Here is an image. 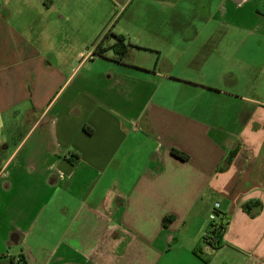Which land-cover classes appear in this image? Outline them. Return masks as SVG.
Masks as SVG:
<instances>
[{
  "label": "crops",
  "instance_id": "0c3cea01",
  "mask_svg": "<svg viewBox=\"0 0 264 264\" xmlns=\"http://www.w3.org/2000/svg\"><path fill=\"white\" fill-rule=\"evenodd\" d=\"M131 1L0 0V264H211L217 246L264 264V76L205 88L171 72L180 61L156 70L161 53L152 68L140 49L93 55L104 33L94 47L46 44L59 20ZM188 92L212 93L210 106L185 108Z\"/></svg>",
  "mask_w": 264,
  "mask_h": 264
},
{
  "label": "rangeland",
  "instance_id": "374dc122",
  "mask_svg": "<svg viewBox=\"0 0 264 264\" xmlns=\"http://www.w3.org/2000/svg\"><path fill=\"white\" fill-rule=\"evenodd\" d=\"M171 2L166 5L152 0H132L128 7L122 9L107 3L103 13L91 14L86 19L59 20L58 27L51 25L55 28L53 31L44 29L43 36L46 44L53 47H94L95 41L111 30V34L124 36L129 49L126 60L131 61L132 54L140 49L137 56L143 55L149 61L152 59V63L147 62L152 68L161 53L156 70L169 72V69L163 68L164 58L174 64L180 61V68L177 66L171 72L181 73L205 88L220 86L232 90L231 84L245 85L247 79L248 83L264 76L259 69L260 62L264 61V0H248L239 5L231 0ZM39 20V16H35L33 22L38 23ZM41 27L38 26L37 30ZM105 43L110 46L115 40L109 35ZM145 48L154 52L141 50ZM138 60L135 62L138 63ZM233 62L236 63L234 73L225 67ZM239 62L243 66L241 69L237 67ZM245 63H250L253 68H247ZM230 75H233L231 81L228 79ZM154 87L156 97L164 91L170 94L165 100L169 106L175 107L180 102L174 88H163L159 81L154 83ZM191 95L189 92L185 95V108L194 104L199 108L210 106L212 93L206 92L203 98ZM203 258H210L211 264L244 262L236 255L232 258L220 246L216 247L215 255L203 254ZM181 261L185 262V259Z\"/></svg>",
  "mask_w": 264,
  "mask_h": 264
},
{
  "label": "trees",
  "instance_id": "16d2710c",
  "mask_svg": "<svg viewBox=\"0 0 264 264\" xmlns=\"http://www.w3.org/2000/svg\"><path fill=\"white\" fill-rule=\"evenodd\" d=\"M109 35H111L115 40V43H113L110 46L106 45V43H105L106 40L108 39ZM97 41L98 40H96L95 43ZM126 46H127L126 40H125L123 35L111 34V31L108 30L100 38V40L95 44V47L93 48V55L98 56V57H103L107 51H112L115 54L117 61L121 62V61H124L126 59V57L129 56V49ZM170 152H171V155L173 157H175L176 159H178L180 161H187L188 160V156L186 154L178 151L177 149H171ZM170 222H171V218L164 219L163 226L166 227L167 224H169ZM226 224L227 223L225 221H223V219H221L215 225L214 236H213L215 239V242L212 246L216 245L217 242L220 241L221 234L224 232Z\"/></svg>",
  "mask_w": 264,
  "mask_h": 264
},
{
  "label": "built area",
  "instance_id": "2783aa9c",
  "mask_svg": "<svg viewBox=\"0 0 264 264\" xmlns=\"http://www.w3.org/2000/svg\"><path fill=\"white\" fill-rule=\"evenodd\" d=\"M218 204H215V206H214V210H213V212L210 214V216H209V219L211 220V221H216L217 220V213H216V209L218 208ZM203 242H204V245L206 246V245H213L214 244V242H215V239H214V237H211V236H209V233H205L204 234V239H203Z\"/></svg>",
  "mask_w": 264,
  "mask_h": 264
},
{
  "label": "water",
  "instance_id": "95a60500",
  "mask_svg": "<svg viewBox=\"0 0 264 264\" xmlns=\"http://www.w3.org/2000/svg\"><path fill=\"white\" fill-rule=\"evenodd\" d=\"M204 251H206L208 253H213L214 252V249H213L212 245H206L204 247Z\"/></svg>",
  "mask_w": 264,
  "mask_h": 264
}]
</instances>
